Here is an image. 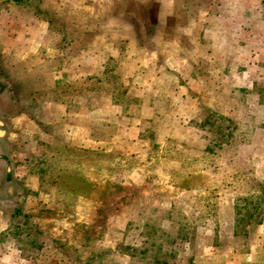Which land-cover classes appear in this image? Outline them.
I'll return each mask as SVG.
<instances>
[{
  "label": "rangeland",
  "instance_id": "374dc122",
  "mask_svg": "<svg viewBox=\"0 0 264 264\" xmlns=\"http://www.w3.org/2000/svg\"><path fill=\"white\" fill-rule=\"evenodd\" d=\"M25 1L21 12L48 27L36 24L35 66L0 63V264H151L141 254H124L143 247L146 223L170 232L183 223L195 226L194 264H223L218 256L226 253L241 263L248 253L261 258L264 218L249 220L247 236L233 230L238 205L259 201L264 211V0ZM7 4L0 0V8ZM205 11L222 16L228 39L221 49L232 62L225 70L217 60L209 71L210 55L194 49L200 26L185 18ZM110 15L117 26L106 20ZM184 23L190 30L176 27ZM170 25L167 40L162 35ZM132 31L128 51L115 48L133 64L113 69L119 83L110 81L105 90L95 79L99 65L109 55L117 58L116 34ZM209 38L219 51L216 34ZM6 40L0 35V51ZM180 56L200 63L182 72L204 85L184 75L191 81L184 86L187 106L176 102L174 88L168 102L155 100L162 106L156 112L143 108L151 80L158 82L154 90L184 83L175 76ZM69 61L53 85L49 72ZM209 111L246 133L249 141L236 154H203L206 142L193 121ZM41 142L55 144L66 160L76 194L40 183L34 161ZM36 237L40 249L29 243Z\"/></svg>",
  "mask_w": 264,
  "mask_h": 264
},
{
  "label": "crops",
  "instance_id": "0c3cea01",
  "mask_svg": "<svg viewBox=\"0 0 264 264\" xmlns=\"http://www.w3.org/2000/svg\"><path fill=\"white\" fill-rule=\"evenodd\" d=\"M27 1L23 2V0H7V7H2L0 8V35H2L4 37V39L6 38L7 40L5 41V43H7L5 46H3V48L0 51V63L1 65H4L6 67H9V62L10 61H18L20 63H23L24 66L27 67H31V66H35L36 65V24L48 27V22H44L41 21L38 17H36V14H32V13H22L21 11H23V9H26L27 7ZM73 3V1L71 2ZM219 14H213L211 15V13L209 11H205V12H200L197 15V18H193L191 19V17H187L185 18V21L188 20V22H194L195 24H199L200 26V30L198 35L194 38L193 42H194V49L197 53L203 54L205 53V55H210L209 57H206L208 60V63L212 62V61H223L222 63V68L225 70L227 68V66H230L229 64H232V62L230 61V53L227 52L226 49L222 50L221 47L222 45L226 44V41L228 39V35L226 33V31L224 30V24L221 22L222 16H218ZM212 16H214V18H212ZM130 17V16H129ZM167 18H169V16H165ZM164 17V18H165ZM118 18L116 16L110 15L108 16V18L106 19L107 21H116V26L118 25L117 20ZM220 20V22L218 20ZM136 21L137 20V16L132 15L130 17V21ZM211 20H213L212 22H210ZM201 22L202 25H201ZM190 24L188 23H184V25H176L177 28L185 31V29L190 30V27H188ZM170 26H165L166 32L164 33V35H162V38L167 39L169 37H171L172 35H170ZM211 28V30H209ZM24 29V30H23ZM214 30V31H213ZM164 32V31H163ZM212 32H214V34H216V39L218 40V42L221 44L220 45V50H216L213 49V47L211 48L208 44V42L206 41L205 37L210 39L209 37H211ZM107 33V32H106ZM135 32H127L126 34H122V35H117L116 34V39L114 40L117 44L112 45V49H114V51H117V48L115 47H121L123 46L125 51H128L129 48V44L133 41L134 36H135ZM12 38H15V40H13ZM30 41V43H29ZM9 43V45H8ZM17 43V44H16ZM19 43V44H18ZM29 43V45H28ZM163 45V43H162ZM83 51V50H82ZM57 51H55V54L53 55H58L56 53ZM116 53H118V55L116 56L117 58H114V56L109 55L103 62L100 63V67H101V71L100 73L97 74V76H101L102 72L104 70V68L107 66L108 68L109 66V62L112 61L114 64L112 66V69H118V68H129L131 67L133 64V62H130V59L126 56L123 57V59L121 60V58H119V53L120 50H118ZM53 55L49 56V57H54ZM126 57V59H125ZM180 66L181 70H179L177 68L176 73L175 74L176 77H181L183 80L182 82L184 83H180V85H174V86H170L168 88H160V87H156L157 90L153 89V84L158 83L156 82L157 80H151L150 85H148V88L144 89V92L147 94H150L151 96H146V102L144 101V103L142 104L143 108H147L150 111L156 112V110L158 108H162V106H160V104H156L155 100H160V102H168L169 100V96L171 91H174V88H178L177 92L180 93L178 95V98L176 100V102H180L183 104V107L187 106V103H189V98L186 92V89L184 88L185 84L188 85V83L190 84L191 81H185L184 75H188L187 78L193 79L192 80V84H202L204 85V81L200 78V77H194L191 78L189 76V74H183L184 70H186L187 65L190 67H197L200 68V63L196 62V65H191L189 64V60L187 57H183L180 56ZM42 61L46 59V56H43ZM125 59V60H124ZM41 63V62H40ZM199 63V64H198ZM228 63V65H227ZM72 64V61H69L68 64H66L65 67L61 68V69H53L52 71H50V78H52V83L53 85H55L58 82V74L61 73L62 71H68V68H70ZM221 64V63H220ZM153 67H160L161 69L163 68H167L164 65H156V64H151ZM199 65V66H198ZM217 66L216 64H211L210 63V70L214 69V67ZM100 67L98 69H100ZM169 68H171L169 66ZM88 78V76H87ZM163 78H159V81L161 82ZM118 81V80H117ZM201 82V83H200ZM56 86V85H55ZM54 86V87H55ZM190 88V85H189ZM154 91V94H152ZM157 91V92H156ZM199 92V91H198ZM110 96H114L113 92H109ZM127 93V92H126ZM154 95V96H153ZM175 98V99H176ZM144 99V100H145ZM113 101V99H112ZM114 102V101H113ZM141 106V105H140ZM169 107V106H168ZM176 107L177 103H176ZM5 133V130H3V134ZM0 160H3V156L2 154H0ZM9 166H8V171H9ZM9 182H12V179L9 180ZM264 229V227H263ZM264 248V247H263ZM264 251V249H263ZM264 253V252H262ZM261 258L257 257L254 258V255L252 254H247L246 255V262L241 263L238 262V259L235 258V256L233 254H223L218 256V259H221L223 264H264V254H261ZM243 259V258H242Z\"/></svg>",
  "mask_w": 264,
  "mask_h": 264
},
{
  "label": "trees",
  "instance_id": "16d2710c",
  "mask_svg": "<svg viewBox=\"0 0 264 264\" xmlns=\"http://www.w3.org/2000/svg\"><path fill=\"white\" fill-rule=\"evenodd\" d=\"M142 24L147 25L146 20H143ZM112 71V68L106 66L102 75L95 77L96 80H100L103 83L102 85H105V88H103L105 90L108 87L106 83L111 81L116 84L117 80H113L114 74ZM117 83L119 82L117 81ZM118 101L120 100H114V102ZM193 122L201 130V135L206 142L202 150L205 155L217 156V153L224 152L227 149L235 152L238 145L240 146V144L249 141L246 138V133L241 131L236 124H233L230 118L216 111L204 113ZM41 144L43 145L42 152L36 156L34 161L36 164V171L34 172H36L35 174L40 183L44 185L52 184L58 193L70 192L76 194V188L69 181L71 174L67 168L66 160L61 158V156H57L55 144L52 142H41ZM239 163L240 165L244 164V162ZM43 187L41 191H47V188L44 190ZM245 201L246 199H244ZM18 212H20V209L16 208L14 214ZM263 218L264 211L259 201L254 202L251 208H248L247 204L245 206L238 205L235 228L233 230L234 235L242 233L247 236V223L249 220L260 224ZM144 225L148 230L146 236H144L143 247L130 246V250L124 252V254L131 259L141 254L143 255L142 257L149 258L148 263L151 264H194L195 244L198 237L195 226L190 223H183L174 232H170L148 223ZM38 232L39 228L36 225V233ZM29 243L35 246L36 249H40L43 245L38 237L31 239Z\"/></svg>",
  "mask_w": 264,
  "mask_h": 264
},
{
  "label": "flooded vegetation",
  "instance_id": "af4514ba",
  "mask_svg": "<svg viewBox=\"0 0 264 264\" xmlns=\"http://www.w3.org/2000/svg\"><path fill=\"white\" fill-rule=\"evenodd\" d=\"M3 135V130L0 129V137ZM1 157V156H0ZM1 161V160H0Z\"/></svg>",
  "mask_w": 264,
  "mask_h": 264
}]
</instances>
